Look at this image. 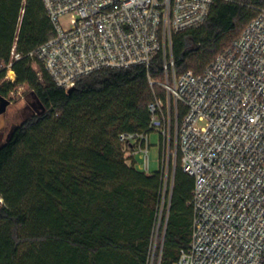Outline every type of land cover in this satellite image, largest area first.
I'll list each match as a JSON object with an SVG mask.
<instances>
[{
	"label": "trees",
	"instance_id": "1",
	"mask_svg": "<svg viewBox=\"0 0 264 264\" xmlns=\"http://www.w3.org/2000/svg\"><path fill=\"white\" fill-rule=\"evenodd\" d=\"M263 6L216 2L203 27L173 37L177 73L202 74ZM53 36L42 0H0V66L9 65L15 44L25 55ZM13 71L16 81L6 83L0 69V95L27 86L43 111L0 147V264H150L163 175L129 162L119 136L148 131L149 104L166 101L163 56L150 70L97 72L71 94L29 59ZM185 113L180 107L179 118ZM193 191L178 160L157 264H176L190 245Z\"/></svg>",
	"mask_w": 264,
	"mask_h": 264
},
{
	"label": "built area",
	"instance_id": "2",
	"mask_svg": "<svg viewBox=\"0 0 264 264\" xmlns=\"http://www.w3.org/2000/svg\"><path fill=\"white\" fill-rule=\"evenodd\" d=\"M42 1L54 36L25 55L14 45L0 66L10 82L24 58L69 93L103 70H150L162 55L169 99L149 104L148 131L122 133L119 142L148 174L157 133L163 180L178 160L194 179L191 242L176 264H264V6L202 74H178L173 37L203 27L216 2L236 0Z\"/></svg>",
	"mask_w": 264,
	"mask_h": 264
},
{
	"label": "rangeland",
	"instance_id": "3",
	"mask_svg": "<svg viewBox=\"0 0 264 264\" xmlns=\"http://www.w3.org/2000/svg\"><path fill=\"white\" fill-rule=\"evenodd\" d=\"M191 46H192L191 43L188 42V47ZM7 77L8 76L6 75L4 82L13 83L10 82V79ZM164 82L165 80L160 83L159 87L165 89L162 86ZM4 98L9 100L11 102V105L7 108L4 117L0 118V147L6 144L8 135L10 134L12 127L22 126L28 122L33 121L43 111L42 106L38 101V99L36 98L35 94L31 92L27 86H23L18 88L17 90H14L9 97H4ZM168 99H169V95L166 91V101H168ZM150 156H151V170L149 174H152L154 172H158L161 170L162 143H161L160 135L157 133L151 134ZM170 166L171 167L169 171V180H166V178H164V186L162 191L161 204L159 207L158 221L153 236V247L151 252L150 264H157L160 260L163 235H164L163 224L168 210L167 204L170 200L171 189L174 182V173L178 166V161L176 165H174L171 161ZM2 204L3 201L0 200V207L2 206Z\"/></svg>",
	"mask_w": 264,
	"mask_h": 264
},
{
	"label": "water",
	"instance_id": "4",
	"mask_svg": "<svg viewBox=\"0 0 264 264\" xmlns=\"http://www.w3.org/2000/svg\"><path fill=\"white\" fill-rule=\"evenodd\" d=\"M74 89L69 91V94H71L73 92ZM0 114L4 116V114L7 111V108L11 105V102L9 100H7L6 98H4L3 96L0 95ZM17 126L14 127V130L12 131L11 136L7 139V142L10 141V138L13 136L14 131L16 130Z\"/></svg>",
	"mask_w": 264,
	"mask_h": 264
},
{
	"label": "flooded vegetation",
	"instance_id": "5",
	"mask_svg": "<svg viewBox=\"0 0 264 264\" xmlns=\"http://www.w3.org/2000/svg\"><path fill=\"white\" fill-rule=\"evenodd\" d=\"M0 105H1V102H0ZM3 117L4 116L0 114V118H3ZM13 130H14V127H12V130L10 131V134L8 135V138L11 136Z\"/></svg>",
	"mask_w": 264,
	"mask_h": 264
}]
</instances>
